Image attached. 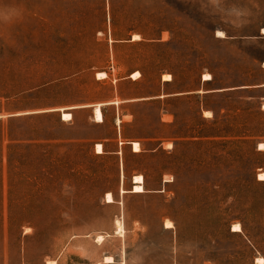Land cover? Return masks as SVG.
<instances>
[{"label": "rangeland", "instance_id": "rangeland-1", "mask_svg": "<svg viewBox=\"0 0 264 264\" xmlns=\"http://www.w3.org/2000/svg\"><path fill=\"white\" fill-rule=\"evenodd\" d=\"M261 84L264 0H0V264H258Z\"/></svg>", "mask_w": 264, "mask_h": 264}, {"label": "bare ground", "instance_id": "bare-ground-1", "mask_svg": "<svg viewBox=\"0 0 264 264\" xmlns=\"http://www.w3.org/2000/svg\"><path fill=\"white\" fill-rule=\"evenodd\" d=\"M99 76L104 77L105 75L104 74H99ZM140 77H141V74L139 72H135L131 76V78L134 79V80H137ZM163 79H164V81H168L169 82V81L172 80V77H171V75L168 74V75H164ZM211 80H212V76L210 74L204 75V81H211ZM94 112H95V120H96V122H98V123L103 122L104 121V116H103V112L101 110V105H97L95 107V111ZM206 114L209 115V112L206 113ZM62 118H63L64 121H70L72 119V114L64 111L63 114H62ZM132 148H133V152H135V153L141 152V146H140V144L138 142H133L132 143ZM167 149H169V148H167ZM259 150H264V143L259 144ZM96 152H97V154H103L104 153L102 144H97L96 145ZM258 179L261 180V181H264V172H262V173H260L258 175ZM133 180H134V186H133V190H132L133 193H136V194L145 193V190H144V177L141 176V175H138V176H135ZM106 201L109 204L114 203V199L112 197V194H110V193L107 194ZM166 225H171V227H167ZM165 226H166V228H172V223L167 221ZM122 228H123V226H121V224H120L119 225L120 231L122 230ZM233 231L238 232V233L242 232V227L240 226V224L234 225ZM98 240L102 241L103 237H101V236L98 237ZM105 262L106 263H114L112 257H106L105 258ZM257 263L258 264H264V258H262V257L258 258L257 259ZM49 264H50V262H49Z\"/></svg>", "mask_w": 264, "mask_h": 264}, {"label": "trees", "instance_id": "trees-1", "mask_svg": "<svg viewBox=\"0 0 264 264\" xmlns=\"http://www.w3.org/2000/svg\"><path fill=\"white\" fill-rule=\"evenodd\" d=\"M160 45L165 46L166 44H160ZM212 80H214V77H212ZM102 112H103V110H102ZM103 115H104V113H103ZM127 139H139V138L138 137H127Z\"/></svg>", "mask_w": 264, "mask_h": 264}, {"label": "crops", "instance_id": "crops-1", "mask_svg": "<svg viewBox=\"0 0 264 264\" xmlns=\"http://www.w3.org/2000/svg\"><path fill=\"white\" fill-rule=\"evenodd\" d=\"M264 88V84H261V85H258V86H254V88ZM101 110H102V108H101ZM104 116V115H103ZM104 122V121H103ZM103 122H101V123H103Z\"/></svg>", "mask_w": 264, "mask_h": 264}, {"label": "snow or ice", "instance_id": "snow-or-ice-1", "mask_svg": "<svg viewBox=\"0 0 264 264\" xmlns=\"http://www.w3.org/2000/svg\"><path fill=\"white\" fill-rule=\"evenodd\" d=\"M167 227H171V225H166Z\"/></svg>", "mask_w": 264, "mask_h": 264}]
</instances>
